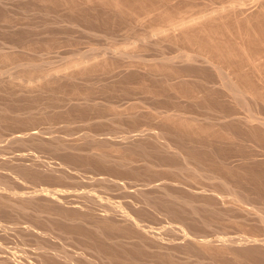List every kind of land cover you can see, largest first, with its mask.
Listing matches in <instances>:
<instances>
[{
  "label": "bare ground",
  "instance_id": "1",
  "mask_svg": "<svg viewBox=\"0 0 264 264\" xmlns=\"http://www.w3.org/2000/svg\"><path fill=\"white\" fill-rule=\"evenodd\" d=\"M44 1L45 0H43V2ZM102 1L107 2L106 0H102ZM115 1H117V0H115ZM115 1H113V2H115ZM121 1H122L121 5H123L122 3L126 2V1L127 2L132 1V4H136V3L141 4V5H138V7L137 6L135 7L134 5H133L134 6L133 7L131 5V7L133 9L128 8L127 10H129V11L127 13L129 14L128 15L129 17L132 16L130 18H133V16H134V18L136 20H137V18H140V17L141 18L147 17V19L150 20L149 24L151 25L150 27L148 25L149 29L150 28L154 29V27H152V25L155 26L154 24L156 22L154 20L156 18V20H158V19L160 20V21L158 20V22L162 21V23L163 22L165 23L164 26L163 25H162V27L160 26L161 28L159 27V25H161L162 23L161 24L159 23V25L156 26L157 28H159L157 30L159 33H161V34L163 32H168V33L169 32H172V33L176 32L177 33V31H175V30H179L180 28L185 27V28H183V33L185 34L184 30L185 31L189 30L187 23L189 22V19H190L189 17H191L192 13L190 16H189V14L188 15L186 14L188 16V17L186 16V18L184 16V19L189 18L188 22L187 21L184 22V19L180 20V21H176L175 20L176 18L175 19L172 18L171 16H173V15L175 16L174 12L178 13V11H179V13L182 14V11L186 9V11L187 12L189 11V13H190V11L192 9L194 10V9L198 8L200 10V8H201V10L200 11L198 10V11L204 12V13H200V14H202L203 17H201V16L199 17L198 15H200V14H198L196 16H198V18L201 20L206 19V21H204V22L202 21L203 23H205L204 25H206V22H208L207 21L208 18H209L208 20H210V21L216 20L217 14H221L223 11H224V14L228 12V10L226 11L227 8H229V9L232 8V9H235V11L239 10L242 12L243 7H245V5H248L252 0H180L179 3L178 2L176 3L175 0H149V1L147 0L148 2L151 1L150 3H152V4L155 3V6L150 4V3H147L146 0H143V2L141 1L142 3H139L140 0L138 2H136L137 0L136 1L135 0H129V1L128 0H125V1L121 0ZM133 1H135V3H133ZM144 1H145V4H144ZM164 1H168V3H170L169 1H175V3L178 5L179 8L182 6L184 9L181 8L183 10L182 11L179 10V8L174 7V5H176V4L171 2L174 5H172L171 3L169 5H170V7L172 5V7L175 9V11H173V9L168 7V9L169 8L170 9H169V11H168V9H166V11L169 12V14H168L169 16H170V10L173 11V13H172L173 15H171L170 18H168V17H166L167 13L165 14L163 11V13L165 15L164 16L161 12L162 10L165 9L162 7H164L165 5L166 6L168 5ZM57 2H58V0H57ZM108 2L110 4L113 3V2L111 3L110 0H108ZM68 3H69V1H68ZM85 3H87V2L85 1ZM163 3H165V4H163ZM261 3H264V2H261ZM88 4H89V2H88ZM125 4H126V6L129 7V3L128 4L124 3V6H125ZM130 4H131V2H130ZM179 4H181V6H179ZM102 5L105 6V4H102ZM106 5L109 6L108 4H106ZM54 6H53V8H56V6L55 7ZM124 6H122L120 8V5H118V7L120 9H122ZM100 8H101V5H100ZM108 8H109V10H107V11L105 10L106 11L105 17H106V15L108 17L110 16L107 13L110 11V8H112V7L111 6L107 7V8L102 7V9H101V10H103V9H108ZM113 8L111 9V11L113 10ZM116 8H117V6H115V8H114L115 11H116ZM124 9L126 10V8H123V10ZM160 9H162V10L160 11ZM68 10H69V8H68ZM193 10H192V12H193ZM115 11H113L111 15L117 14L120 12L122 13V11L117 12V13ZM186 11H183V12L185 13ZM198 11H197V13H198ZM159 12H160V14H159ZM231 12H233L232 13L233 16L236 15V13L234 14V10L233 11L231 10ZM45 13H46V11H45ZM99 13H100V11H99ZM109 13H111V12H109ZM123 13H126V12L124 11ZM178 14H176L177 20L179 18V16H177ZM183 14H182V16H180V18L183 17ZM242 14H246V12L242 13ZM91 15L92 14H90L89 16H91ZM94 15H96V14H94ZM239 15H240V13H238V16ZM81 16H82V13H81ZM124 16H127V15H124ZM124 16H122V18ZM192 16H195V15H192ZM223 16H226V14ZM260 16H262V15H260ZM85 17H83V18L84 19L89 18V17H87V18H85ZM150 17L154 18V20L150 19ZM217 17H219V15ZM228 17H230V16L227 15V18ZM198 18H196V19H198ZM202 18H204V19H202ZM220 18H221V16L219 17L218 21L219 20L221 21L222 18L221 19ZM259 18H261V17H259ZM263 18H264V14L262 16V19ZM140 19H139V21H143ZM196 19L194 20L195 23H196ZM105 20H107V19H102V21H105ZM115 20H117V19H115ZM223 20H224V22H226L225 19H222V23H223ZM252 20H254V19H252ZM80 21H81V19H80ZM109 21L110 20L108 19L107 21L101 22V23L107 24V23H109ZM132 21H133V19H132ZM144 21H145V19H144ZM239 21L240 20H238V22ZM76 22H78V21H76ZM88 22H90V21H88ZM91 22H93V21H91ZM94 22L96 23V21H94ZM150 22L153 24H151ZM211 23L213 24V21ZM211 23L208 22L209 25ZM214 23H215V21H214ZM226 23H228V20ZM113 24L117 25V24H115V22ZM156 24H158V23H156ZM189 24L191 25V23H189ZM208 24H207V26H209ZM212 24L210 26H212L213 29L215 30V27ZM218 24H220V23H218ZM230 24H232V23H230ZM239 24H237V25H239ZM72 25H73V23H72ZM114 25H112V26H114ZM118 25H119V23H118ZM120 25H122V24H120ZM186 25H187V27H186ZM190 25H189V27H190ZM192 25H194V28H196L197 25H199V24L197 22V24L195 26V24H193V22H192ZM204 25L203 26L201 25V28L204 27ZM214 25L216 26L217 23H215ZM220 25L218 26V30L219 29L220 30H226L227 29L226 32L228 35L230 34V32L233 31L232 28H234V26H235L234 25L231 27L229 25L231 27V31H230L229 26H228L229 28H226V29H225V26H223L224 29H222L223 27L221 28V26L224 24H222L221 26ZM249 25L251 26V22ZM259 25L260 24L258 23L257 26H259ZM74 26H76V27L78 26V28H79V25L74 24ZM99 26H100V24H99ZM106 26H104V27H106ZM95 27H97V26H95ZM198 27H197V29H200ZM212 27L209 28V30H207L208 27H205L206 29L202 28V31L206 30V32L209 31V33H212L211 31H214L212 29ZM236 27H235V29H236ZM244 27H245V23H244L243 27H241V28L244 29ZM73 28L74 27H72V30H73ZM192 28H193V26H192ZM192 28H191V30H192ZM241 28H239V29H241ZM249 28L250 27L246 28L245 30L249 31ZM152 29H151V31H152ZM210 29H212V30L210 31ZM235 29H234V31H235ZM108 30H109V27H108ZM154 30H153V33L155 32V34H156V30L155 31ZM260 30L262 31V27H261V29H259V32H260ZM80 31L82 32V34L83 33L87 34L86 32H88V31L84 30V28L83 29L80 28ZM89 31H91V30H89ZM180 31H182V30L180 29L179 33H180ZM251 31H253V30H250V32ZM187 32H189V31H187ZM191 32H193V34H194L193 37H192L193 34ZM199 32L200 31L197 30V32H195V33H199ZM241 32L239 31V33H241ZM92 33L93 32H91V34ZM149 33H151V32H149ZM179 33L177 34V36L179 35ZM190 33L192 34L189 37L190 39L183 37L182 35H184V34H182V33H181L182 35L178 36V37H180V39L182 36L183 40L185 38V41H183L182 39L181 40L183 41V43L186 42L187 46H188V44H190L187 42V40L188 41L193 40L191 38H194V37H195L194 39H196L198 36V34H196V36H195L194 30L190 31ZM190 33H188V35H190ZM215 33H217L216 30H215ZM220 33L224 37L225 31L223 33L221 31ZM220 33H219V35H220ZM245 33H246V31H245ZM262 33L264 34V32H262ZM68 34H70V33H68ZM89 34H90V32H89ZM161 34H159V35H161ZM201 34H202V36L200 37V35H199L198 37L202 39L204 33L201 32ZM233 34H234V32H233ZM233 34L231 33L232 36H233ZM235 34H234V36L236 37V39H238V36L240 34L239 35L236 34L238 36H236ZM95 35H97V34H95ZM170 35H171V33H170ZM170 35H169V39H170V37H172L171 40L174 42L175 39L173 40V38H175L176 34L174 33V35H171V36ZM188 35L186 37H188ZM206 35L207 34H205L204 36H206ZM210 35L211 34L208 35L209 36L208 38L206 37L207 39H205V37H204L203 41H201V39H200L201 42L199 41V43L197 44V46L199 45L198 47L200 49H202V51L205 49L207 50L209 48L210 49L209 54H208L209 49L207 50L208 51L207 53H206V50H205V53L201 52V50H198L194 53L192 52L193 54L188 53L189 51H192L191 50L192 48H190L189 47L190 45H189L188 47L190 48V50H188L187 46H185L186 44H184L183 48L185 49V47H186V50H188V52L185 50V52L183 51V53L181 52L178 55H172V56L162 54L161 56H159L157 58L153 57L154 59L152 58L151 60H149L152 64L150 62L146 63L147 59L139 57L137 54L132 53L131 51H129L127 49L126 50L120 49L117 46H108L104 49H101L102 51L95 50V52L96 51H100V52H96L94 54H91V52H90V54H87V53L83 54V53L77 52L74 54V56H72V54H71L72 57L71 56L64 57V58L61 57L62 60L61 59L60 60L62 61V63H66V65L70 63V65H68V66L69 67L70 66L75 67L76 69H78V72L79 71L83 72L86 70L89 71L88 69L92 70L91 68H94L93 67L94 65L93 64L91 65V63H97V64L98 63L100 64V62H102L103 64H105V63L106 64H108V63H115L116 64L117 63V66H118V63H124L125 64L124 60H126V59L132 60L133 58H141L143 61L142 64L146 63L147 65L148 64L154 65V63H156V64H159V66L160 65L164 66L165 69L170 68V69H172V73L170 72V70L168 72L166 70V72H165L161 66L160 67L157 66L160 73L163 74L162 77L164 78V82L166 84L169 85L170 83L173 84L175 82L180 83V84L182 83V85L185 84L184 85L185 87H182V88L178 84H173V85H175V87L178 85L180 88L179 89L177 87L179 89V90L177 89V91H176L177 94H179L178 91H180V90L184 91L185 89H183V88L187 89L192 85L191 88H189L192 90V93L191 92L189 93L186 90V92L189 93L186 95V93L184 94L182 92L184 94V97L187 98V101L188 100L194 101V99L197 97H198V99L197 100L195 99V101H198L201 98L203 99V97H204L203 95L211 93L213 95H216V97H217L216 102L219 104L220 107L216 108L217 107L216 105L212 106L211 104H209L210 102L207 103V101H206V103L208 104L207 106L211 105L212 108H214V106H216L215 107L216 109L214 108V112H212V109H210L209 108L210 106H209V107H207V110H209L211 112H208L205 108L204 109V110H206V111H204L205 114H202L203 111H201L202 112L201 114H198L200 112L197 113L196 111H194V112L191 111V109L189 111L185 108H182L183 104L181 105V108H178L177 106L180 107L179 103H175V105L172 104V108H170L171 106L168 107L169 104L167 105V102H166V104L164 103L165 106L164 105L159 106L158 104H161V103H158V102H160V101L157 102L158 104L154 101L153 103H156L158 106L147 107V106H144L146 104L140 103V102H142L141 100H139L140 104H138L136 101L135 102L137 104L135 102H134L135 103L134 104L133 101L138 100V99L133 100V98L131 96L130 97L132 98L133 101L130 100L131 98H128L130 100V102H129L128 99L126 98L127 95H126V97H124V101H126V102L128 101L129 104L132 102V104L135 105V108L134 109L132 108L134 111H135V109L138 108V110H139V108H140V115L139 116H141V113L143 114L144 107H145V109L147 107L148 108V109H146L147 112L145 111L146 114L145 113L144 114L146 116H147V113H149L148 114L149 116L151 114V116L154 119L153 120L151 117L153 122L156 119L161 120L162 118H164V123L161 122L162 120L160 122L158 121V123H161L163 125H170L171 127H173V125H176V128H177V125H179V127L181 126V128L184 126V127H187L186 129H188V128L193 129L194 132H195V129L198 131L204 129L205 131L207 130L208 133H210L209 130H211V129L213 130L214 128H217L218 130H215L212 139H210V136L207 137V132H206L205 138L207 140L205 138H203V140L204 141L206 140V142H207L208 138H209L212 141L211 142L209 141L208 142L209 144L202 143L201 147H198L196 145V142H195L197 135L195 136L193 133H192V136H195V137H193L195 140H193L190 137H188V138H190L188 140L185 139L186 141L182 138L178 140L179 137H176L177 142H174L171 139L172 134H169L170 130L168 133H166V131L163 128L161 129L159 127L161 130H158V132L152 133L151 126H150L151 132H149L150 130H148V128H146V130H148L147 134H140V135L136 134L137 135L136 137L133 135L134 137L133 136H125L123 139L121 138L122 140H119V142H121V144H123V145H121L119 143L120 144L119 149L117 148V146L119 144L118 145L113 144L114 142L117 143L118 140L115 139V141H113L114 138H108L107 137L106 139H104V137H102V139L106 140L107 143L109 141V144H107L103 140L105 142V144H107L106 146H108L109 148H107V147L104 148V146H105L104 144L101 147H103L107 151L111 147H112V149H110V150H112V151L117 148L118 154L115 153V155L110 151L99 152V150L101 151L102 148L96 151L95 149H96L97 145L95 146V144L92 145L93 147H91V148L87 147V149H85L86 147L85 148H78V147H72V146H66V145L63 146V145H61V143H62L61 142V143H59L58 146H60V147L62 146L61 150L62 151L64 150L65 154H67L66 152H68V154L70 153L69 156L72 155V157H68V158L64 157V161H63L64 163L62 162V164H60V165L58 164L57 166L55 163L56 167L53 165V162H52V165H50L49 161H47L48 164L46 163L47 164L46 165L45 164L46 161L45 162H44V160L39 161L38 159H35L33 157L32 158L35 159V161L33 160L34 162H37V160L41 163L44 162L41 165L42 167H38L35 164H23V165H21V163L19 164V162H17L18 163L17 167H15L16 166L15 165L14 166L15 168H13V166H12V170L7 169L8 174L6 173L5 176H2V174H0V232L3 233L4 235L5 234L11 235L12 233L16 234V231L18 232V230H16V229H17V227H19L20 223H17V222L14 223L15 219H14V221H9V219L7 221H5V219L7 217L4 218L8 214H9L8 216H11L10 214H12V215H15L18 217L19 222L22 221V225L24 224V227L23 226L22 227L25 230L30 228L29 232L31 230H33L34 228H35L34 230H36V228H38L37 223H39V222L46 224V227L47 226L49 227V229L46 228V230H45L46 233L44 230H42V231L36 230L35 231L36 234H38L40 232V234L42 236L44 235L47 237H52L53 240L55 239V240H57V242L50 241L51 239L49 238L50 240H48L47 237H45V239L47 238L46 241H44V240L42 241L41 239H44V237L41 238V236L38 234V236H40V241L39 240H37V242L34 241L37 243V245L34 243V245L36 247L34 246L35 248H32V249H34L32 251L35 252V255L33 254L34 257H32L33 252L31 251V249L28 248L31 251V252H29L30 253V255H29V253H28L29 250L27 251V249H26L27 248L26 243L23 242V244H21V243H20V245L18 244V246L20 248H15V246H14V248H11L10 246L7 247L3 243V240L1 238L2 241L0 240V264H264V196H261V195H264V193H263V191H262V193H260L257 190L258 189L257 185L263 186L261 182L264 181V179L262 178V176H260L261 177L260 180L255 178L254 177L255 172H253V175H254L253 177L248 175L249 173L247 174L245 172V170L249 167H252V168H249L252 170L253 167L258 166V165H256L259 163L258 158H260V157L264 158V116L262 115L263 112H261V110H260L261 108L264 107V75H263L264 72L262 73V71H264L262 68H264V67H262L260 64V63L264 62L263 61L264 60V56H263L264 53L261 52L264 49V48H262L263 47L262 45L264 44V38H262V37H264V36L261 35L262 36L261 37L259 35L260 38L263 39V41L261 40L263 44L260 43L261 42L260 39L259 40L257 39L256 46L254 45V47H252V48L256 47L259 50L254 49V51H256V53H253L252 52L253 50L251 52H249V50H251L250 49L251 46H249L250 48L248 47L249 50L246 48V50H247L246 51V50H244L245 48L243 49L242 46H239L240 43H238L239 47L237 45H234V46H237L235 48V47H233V44L229 45V42L227 41V39L225 42H227L228 44H225V42H224L225 37L222 38L221 36L219 37L218 34H216V36H215V34H212L211 37H213V35H214L216 38L219 37L220 39L222 38L221 40L224 39L222 41L223 43L219 39L220 43L217 44L219 42L218 39L215 38L217 42L216 41L214 42L215 39L210 38ZM228 35H225V36L228 38L229 37ZM147 37H149V39H150L151 35L150 36H138V38L135 41H133L131 43V45L138 44V42H140V44H142L141 43L142 41L146 42V39H148ZM163 37H165V35ZM178 37H177V39H178ZM233 37H230V38L234 39ZM241 38H243V36ZM55 39H56L55 40L56 42H58L57 40H59V42H61V40L63 38L58 39V37L56 36ZM232 39H228V40H230V44L234 43L236 41V39H235L234 42H231V41H233ZM15 40H17V39H15ZM179 40H176L175 42L177 43V41H179ZM197 40H199V39H196V41ZM20 41H21V39H20ZM64 41H65V39L63 40V43H64ZM74 41H76V40H73V43H74ZM163 41H164V39H163ZM194 41L193 42L189 41V42H191V44L198 42V41L197 42H194ZM253 41L255 42V40H253ZM258 41H260V42H258ZM52 42L53 41H51L50 43H52ZM59 42H58V44H60ZM77 42H79V41H77ZM164 42H166V39ZM237 42L238 41H236L235 44H237ZM41 43L43 44L45 42L42 41ZM53 43L56 44L55 42H53ZM63 43L61 42V44H63ZM70 43H71V41H70ZM171 43H169V44H171ZM183 43H179V45L177 43L178 46H176V47H181L183 45ZM247 43H249V42H247ZM250 43H249V45H250ZM259 43L261 44L260 47L262 49L260 47H258L259 45L257 46V44H259ZM8 44H10V43L8 42ZM47 44H45V45H47ZM65 44H66V42H65ZM180 44H182V45L180 46ZM252 44H255V43H252ZM6 45H7V43H6ZM20 45H22V44H20V42H17V43L14 42L13 44L11 42V44L8 48L13 50V51H16L18 48H20ZM200 45H201V47H200ZM244 45H243V47H245ZM42 46H44V44ZM51 46L52 45H49L50 49H51ZM68 46H69V44H68ZM152 46H155V45H152ZM197 46H195V48ZM4 48H7V47L4 46V47L0 48V58L2 56H4L3 62H4V59H6V60L8 59V54L4 51L5 50ZM44 48H45V46H44ZM140 48H141V46H140ZM50 49L48 47H46L45 48L46 52L45 51H42L43 53L40 52V54H39L40 58L38 57L39 61H40V62L38 61L39 63H54V60L52 62V58H51L53 56L48 57V55L49 54L51 55V53H53L57 50L51 51ZM54 49H56V48L54 47ZM257 50L260 51L261 53H259ZM17 53H19V52H17ZM137 53H138V51H137ZM249 53H251V54H249ZM13 54L15 56V53H13ZM139 55H141V54H139ZM55 59H58V58L56 57ZM63 60H64V62H63ZM33 61L28 62V63H38V62H35L37 60H33ZM23 65H24V67L28 68L27 64H26V66H25V64H23ZM23 65H21V66L23 67ZM111 65L112 64H110V66ZM120 65H119V68L121 67ZM31 66L34 69L35 66L33 67V65L30 64V67ZM68 66H65V69ZM103 66H105V65H103ZM226 66H227V68L230 67L229 69H231V73L234 76L232 74H230L229 70L226 68L228 70V73H227V70H225V68H224ZM151 67L153 68V66H151ZM154 67L156 68V66H154ZM35 68H37V67H35ZM112 68L116 69V68H114V66ZM123 68H125V67H123ZM155 68H154V71H153V69L150 68L153 71V73H155ZM160 68H162L165 73L161 72L162 69H160ZM260 68L262 69V71ZM17 69H18V67H17ZM37 69H39V68H37ZM76 69H75V71H76ZM111 69L107 68L109 73H110L109 70H111ZM204 69L208 70L205 73H210V71H212V73H214V77H210L209 75H211V74L208 75L210 78L206 77V76L204 77L201 73L202 70H204ZM42 70L43 69H41L40 71H42ZM62 70L63 69H61V71ZM158 70H157V74L159 72ZM206 70H204V71H206ZM4 71L0 70V83H2L1 82L2 80L6 81V79H8L7 81H9V83L10 82L16 83L18 81L19 84H23V87L26 85L25 87L30 88L31 87L30 85H32L34 82H36V86H34L35 84H33L32 87L33 88L35 87L34 89H36L38 91L41 89L40 87L42 84H40L38 86L37 81L39 84V82L41 83L42 81L43 82L46 81L44 79H46L47 77L52 76L51 70H50V72H47V73L42 74L40 76L36 75V77H33V78L31 77V76H33L32 74H31V76L29 74L28 77H24L21 74H20L21 76H17L18 74L16 75L12 72H9L6 70H4ZM44 71L46 72V70H43L42 72L44 73ZM55 71H56V69H55ZM69 71H72V70H69ZM75 71H73V72H75ZM113 71L115 72L114 76L116 78L111 76V75L110 76L107 75L108 78L113 77V78L117 79L118 77L121 78L124 74H125V77H127L126 73L128 71L130 73L132 70L130 71L126 67V69L120 70L118 72H117V70H112L111 72H113ZM146 71H147L146 73H149L148 70H146ZM7 72L9 74H7ZM82 72H80L79 74H81ZM140 72L142 73V71H140ZM24 73H26V72H24ZM103 73L106 74L105 70L103 71ZM167 73H169V74H167ZM59 74H60V72L58 73V75ZM61 74L60 75L64 79H67L68 81H70L72 79V77L70 76V74L73 75L72 72L70 73V72H67V70H66L64 72V74L62 72H61ZM82 75H83V73L81 74V76ZM136 75H137V73H136ZM86 76H88V75H86ZM158 76L161 77L159 74H158ZM249 76L251 78L250 80L248 78ZM252 76L255 78L254 80H252L253 79ZM105 77H106V75H105ZM152 77L154 78L155 76H151V78ZM162 77H161V79H162ZM246 77L248 80H246ZM84 78H85V76H84ZM120 78H118V80ZM50 79H48V80L50 81ZM64 79H62V80L64 81ZM146 79H148V77ZM156 79H157V77H156ZM256 79L261 81V83L259 84V82H258V84H256V82H257V81L255 82ZM80 80L81 79H79V81ZM160 81L161 80H159V84H161ZM119 82H120V80H119ZM44 83L46 84V82H44ZM117 83L118 82L116 81V84ZM112 84H113V82H112ZM162 84H161V86H162ZM186 84L187 85L190 84V86L186 87ZM16 85L17 84H15V86ZM109 85H110V83H109ZM193 85H195L197 87V88L194 87L195 89H198L197 92H196V90H194V88L192 89ZM68 86H70V85H68ZM163 86H164V84H163ZM149 88L150 87H148V89ZM156 88H158V86ZM165 88L168 89L170 87H165ZM165 88L163 90L164 92L158 91L159 92L158 93L156 91L157 94H159V96L161 94L163 96H165L163 94L166 92ZM59 89H60V87H59ZM99 89H101V87ZM159 89L161 91V89H163V87L159 86ZM172 89H173L172 91L170 89H168V90H170L171 93L175 92L176 89H174V87ZM44 90L45 89H43V91ZM145 90H146V88H145ZM168 90H167V92H168ZM193 90H194V92H193ZM24 91H26V90H24ZM71 91H73V89ZM74 91H77V90H74ZM110 91H112V90H110ZM170 92H169V94L171 95ZM104 93H105V91L103 92V94ZM13 94H15V93H13ZM177 94H176V96H179ZM98 95H99V93H98ZM107 95L108 94H106L105 96H107ZM167 95H168V93H167ZM167 95H166V97H167ZM153 96H155V95H153ZM210 96L207 95V97H209V98H210ZM155 97H156V100L159 99V98L157 99L158 95H156ZM170 97H169V99H170ZM213 97H211V99ZM74 98H76V97H73V100L76 101L77 98L76 99H74ZM176 98H177V100H176ZM176 98L173 99L172 101H174V102L178 101L179 98L178 97H176ZM166 99L164 98L165 101H167ZM180 99H179V101H180ZM202 99L199 100V102L200 101L202 102L203 101ZM205 99H207V98L204 97L203 104L205 102ZM66 100H67L66 102H68L70 99H66ZM89 100H87V99H85V101L82 100L81 104H79L78 101L77 102L73 101L75 103L72 106L73 110H76V112H77L78 109H76V108H80V107L84 108L85 106H87L89 109L90 108H96L94 105L92 106V104H94L93 101H91L92 103L89 104V102H90ZM110 100H112V99H110ZM183 100H185V99H183ZM183 100H181V101L183 102ZM214 100H216V99L214 98ZM214 100L212 99V101H214ZM70 101H72V100H70ZM83 101H84V103H83ZM112 101H114V100H112ZM115 101L113 104L110 103L111 101H109V103H110L109 109L110 110H111V108H115V111H117L116 108H120V107H123L124 105L128 104V102L124 103L123 99H120L119 101H117V99H116ZM191 101H188V102H191ZM195 101H194V103L196 105L198 102L196 103ZM63 102H65V101H63ZM161 102H163V101H161ZM169 102L171 103V99L169 100ZM201 102H200V104H201ZM105 103H107V102H105ZM105 103H104V105H105ZM206 103L204 105H206ZM132 104H130V106ZM177 104H179V105H177ZM214 104H216V103H214ZM66 105H68V104L65 103V105H63V107ZM70 105H71V103L69 104V106ZM166 105H167V107H166ZM198 105L199 104H197L196 106L198 107ZM99 106H101V105L99 104ZM173 106H176L177 108L173 107ZM199 106H201V105H199ZM7 107L1 108V106H0V116L2 117V118L0 117V120H3L8 115V112L11 111V108H9V110H10L9 111ZM103 107H105L104 109H106V106H103ZM141 107H143V112H141V110H142ZM183 107H185V105H183ZM203 107H206V106H202L201 108L203 109ZM46 108L47 107H45V108L43 107V110ZM186 108H188V107H186ZM39 109H41V108L39 107ZM66 109L67 108H65V110ZM85 109L87 110V108H85ZM85 109H83V110H85ZM126 109H128V108H126ZM130 109H131V107H130ZM30 110H31V108L29 109V111ZM33 110H35V109H33ZM138 110H136L135 112L138 113ZM262 110L264 111V109H262ZM15 111H17V110H15ZM95 111H97V110H95ZM83 112L86 113L87 111H83ZM124 112H126L128 114L127 111H123V113ZM133 112L132 113L129 112V114H131V116L133 115L134 117H136L138 114L134 115L135 112L134 113ZM21 113H20V116H21ZM29 113H31V112H29ZM45 113H46V110H45ZM72 114H73V111H72ZM12 115L13 114L11 111V114L9 116H12ZM17 115H19V114H17ZM23 115H25V112L23 113ZM65 115H66V113H65ZM88 115H89V113H88ZM133 116H132V118H133ZM144 116H143V118H144ZM149 116H148V118H149ZM32 117H33V115H32ZM54 117H55V115H54ZM126 117H128V115L123 114V118L126 119ZM130 117L127 118L128 121H129ZM154 117H156V119ZM160 117H162V118H160ZM6 118H8V116ZM23 118H24V116H23ZM139 118L140 117H138V118L136 117L135 119H137V121L139 120V124H140L144 120L141 119V121H140ZM148 118H146V119L148 120ZM165 119L167 121L166 123H165ZM10 120H11V118H10ZM49 120H51V119H49ZM12 121H13V119H12ZM18 121H19V117H18V120L16 121V123ZM27 121H26L27 123H30L32 120L31 121L27 120ZM134 121L136 122V120H134ZM151 121H149V122H151ZM3 122H4V120H3ZM3 122L0 121V123H3ZM20 122H21V120H20ZM22 122H23V120H22ZM67 122H69V121H67ZM153 122H151V123L154 124ZM31 123H33V122H31ZM145 123L143 122L142 125L144 126ZM148 123H146V124H148ZM20 124H23V123H20ZM132 125L135 126V123L134 124L132 123ZM142 125L140 124L141 127H143ZM155 126H156V124H155ZM158 126H161V125L158 124ZM170 126H168L169 127L168 129H170ZM137 127H139V126H137ZM156 127H155V129H157ZM179 127L177 129H179ZM165 128H167V127H165ZM184 129L185 128H183V130ZM188 130H186V131L188 132ZM204 130H202V132ZM237 130H239L240 133L236 132ZM155 131H157V130H155ZM191 131H189L188 134H191ZM135 132L136 133L140 132V130L139 131L135 130ZM178 132H180V131H178ZM173 133H174V131H173ZM203 133L205 134V132H203ZM203 133H202V135L204 136ZM173 135H174L173 136V139H174L175 134H173ZM180 135L181 134L179 133L178 136H180ZM25 136H21V138L25 137ZM100 136H101L100 134L98 136L96 134V136H95V133H94L93 135L92 134L88 135V137H89L88 139H91V140H93L91 142H93V143L97 142L96 144H98V141H99L98 139L100 138L101 142L104 143ZM104 136H107V135H104ZM181 136H183V138H185L184 134H182ZM186 136H188V135L186 134ZM112 137H114V136H112ZM17 139H18V137H17ZM17 139H15L16 142H18ZM22 139H20V141ZM24 140H26V138H24ZM38 140H40V139H38ZM52 140H51V143L56 142V144H55L56 146H57V143L60 141L58 138H53ZM56 140H58V141H56ZM111 140H112V143H110ZM227 140H228V143L230 144V146H233L235 148L234 150L230 149L229 152H222L223 154H221V152L220 153H217L216 151L214 152L213 149H214L215 144L219 145L220 143H226ZM34 141H33V144L36 142V141L35 142ZM42 141H44V140L42 139ZM26 142L29 143L27 140H26ZM39 142L40 141H38V144L42 145V143H43V145H44L46 141H44L42 143L41 142L39 143ZM101 142H99V143L101 144ZM198 142L200 143V141H198ZM31 143H32V141H31ZM213 143H214V145H213ZM24 144H26V143H24ZM38 144L35 143L34 145L37 146ZM52 144L47 145V143H46L47 146H51ZM205 144H207V145H205ZM27 145H29V144H27ZM43 145H42V147H43ZM58 146H57V148H58ZM98 146L100 148V145H98ZM39 147H40V145H39ZM218 147H221V146H218ZM227 147H228V144H227ZM202 148H203V150H202ZM221 150H223V149H221ZM56 152H57V150H56ZM83 152L86 153L85 157H82V156H84ZM206 152H208V153L211 152L212 156L210 155V158H208L209 155L207 156L208 153H206ZM77 156L78 157L81 156L82 158L81 157L78 158ZM133 156H135V158H133ZM39 157H40V155H39ZM262 161L264 162V159ZM24 163H27V161ZM71 163H75L76 166L73 164L75 167H77L78 163L79 164L82 163V165L84 167H87V168L89 167L90 170L92 169L93 171H96V172H103L104 170H105L104 172H107L109 170L110 173H108L109 172L108 171L106 174V175H110L109 177H105L106 175L103 176L100 173V175L105 177L103 179L104 181L102 184H104V182L106 180L109 181L108 179H110V177L112 176L111 174H113V176L115 177V175L118 176L119 173L122 174V171H119V170L128 171L129 173L126 172L128 174L126 178H128V179H125V180L126 181L129 180V182L121 181L122 182L121 185H119V184L118 185L120 188H122V189L124 188V189L128 190L127 193L131 194V195L129 196V195L125 194V195H127V201H125L126 198L123 197L125 199L124 200L125 202H123V200H121V201L113 200L109 196H107L108 195L107 193H105L109 190L108 187L106 186V183H105V186L108 189V190H106V188L103 187V190H104V188L106 190V191H103V193H105V194H103L102 191H101V193H102L101 194L100 192H98V190H95L94 187L93 188L91 187V189H87V190L85 189V191L80 192V193L78 192V193L74 194L75 193L74 192L72 195L73 196L77 195V196L76 197L74 196L73 199L69 198L70 200H68V197H65L66 195H63L64 191H61V190H57V189L52 190L53 188L52 189H50V188L36 189L35 188L34 190H36V191L33 190V192L32 191L31 192H28V191L27 192H19L17 190V187H15V185H14V183H15L17 185L20 184V186L21 185L25 186V184H24L25 182L23 181V184H22L20 182L21 180H25L27 183H30V184L32 183V181H35V182H36V180L42 181V179L46 178V175L48 176L51 174L53 176V174L54 175H56V173L60 174V172H62L63 170L66 171V169H68V168L71 169L72 167L70 168L69 166L67 168V165H69V164H70V166H73V165H71ZM12 164H14V163H12ZM43 164H45L46 166H44ZM8 165H9V163H8ZM8 165H6V168ZM19 165H21V166H19ZM82 165H79V167H82ZM35 167H37V168H35ZM263 167H264V163H263ZM9 168H10V166H9ZM4 169H5V167H4ZM106 169H107V171H106ZM4 171H6V170H4ZM125 171H123V173ZM258 171H259V169H258ZM46 173H49V174H46ZM148 173H151L154 175V177L155 176L156 177L155 178L152 177V179L151 178H145L147 176L148 177L152 176L151 174H148ZM44 174H46V175H44ZM143 174L144 175L147 174V176L146 175L144 176ZM48 178L49 177H47L46 179H48ZM65 178L66 177H64V179ZM118 178H120V176ZM118 178H117V180H118ZM124 178L125 177H123V179ZM50 179H51V177H50ZM50 179L48 181H51V182L55 181V180L52 181ZM99 180H101V178ZM99 180H98V182H99ZM245 180L250 181L249 183H247V181H246L247 184H249L250 186L252 184L254 187L257 188V189L256 188H254V189H256V191L260 193V194L257 193L259 195V197H257V195H255V197H257V198H254V197L250 196L248 193L247 194L245 193V191L247 190V189H244L245 187H243ZM59 181L60 180H58V182ZM41 183H39V184H41ZM109 184H111V181ZM109 184H108V186H109ZM241 184H242V186H241ZM249 185H247V186L249 187ZM244 186H246V185H244ZM60 189H62V188H60ZM251 190L253 191V189H251ZM68 191L67 192L65 191V193L67 195L69 193ZM73 191H76V190H73ZM248 191H249V189H248ZM256 191H255V193H254V191L251 193L256 194ZM4 192H7L6 194H8V195H6V194L4 195L3 194ZM40 194H42V195L44 194V197L48 196L50 198L49 199L50 203L49 204L47 203V205L46 204L44 205L41 201H36L35 200L37 198L36 196L40 195ZM41 197L39 198V200L41 199ZM121 198H119V199H121ZM115 199H117V198H115ZM40 202H41V204H40ZM41 205L42 206L44 205L46 207H42ZM22 215L23 216H29L27 218L28 222H25V221L20 219V218H22ZM145 216H146V218H147V216L148 217L149 216L150 217L155 216V218H156V216H159L158 218H160V217L162 218V221H163L162 223H164V225L161 224L162 226L157 227V228L150 227V226L146 225L148 218L145 219ZM215 219L218 220V221L216 220V222H218V225H219V222L228 223L227 226L231 225L230 228L232 227V228L236 229L235 232H232V231L229 232L228 230L225 231L226 230V224H225V228L223 227L225 229L224 231L218 232L220 230V228L221 229H223V228L217 226L219 228V229H217V232H215V230H212L211 232L205 233V232H207V231H205L206 229H210L213 226L212 223L214 222L213 220H215ZM24 220H25V218H24ZM158 220H160V219L156 218V221H158ZM16 221H17V218H16ZM153 221H155V220H153ZM200 225H202L203 227ZM222 225H224V224H222ZM41 227H43V226H41ZM204 227H208V228H204ZM200 228H202V230L204 228L205 232H203ZM43 229H45V227H43ZM227 229H228V227H227ZM43 231H44V233H43ZM26 232L28 233V231H26ZM32 232H34V231H32ZM262 232H263V234H262ZM9 235H7V236L11 237ZM0 236H2V235H0ZM15 236L20 237V234H18V235L16 234ZM15 236H13V238ZM34 236H35V234H34ZM20 238H21V241L25 240L24 236L20 237ZM20 238H18V239H20ZM26 238H28V237H26ZM15 239H16V237H15ZM67 239H68V241H69V239L71 240V241H69L70 245H71V243H73V245H74L75 242L81 241V240L82 241L84 240V242L86 244H82L84 242L81 241L80 243H78V242L76 243V244H78L77 246L75 245L76 247L73 245L70 247V245L67 246V243L63 242L64 240H67ZM32 240H35V238ZM73 240H75V241H73ZM15 241L18 242V240H15ZM47 241H49L51 243L53 242V244H49ZM9 243H11V242L9 241ZM196 248H198V249H196ZM6 251H8L9 253H7ZM3 253L6 255V257H2V256H4ZM1 254H2V256H1Z\"/></svg>",
  "mask_w": 264,
  "mask_h": 264
},
{
  "label": "rangeland",
  "instance_id": "2",
  "mask_svg": "<svg viewBox=\"0 0 264 264\" xmlns=\"http://www.w3.org/2000/svg\"><path fill=\"white\" fill-rule=\"evenodd\" d=\"M68 1H69V3H68ZM85 1L87 2V3H85ZM107 2H103L102 0H58V2H57V0H45L44 2H43V0H0V48H2V47H7V48H4L5 50V52L8 54V59L6 60V59H4V62H3V57L4 56H2L0 59V70H6V71H9V72H12V73H14V74H18L17 76H24V77H28L29 76V74H30V76H31V74L33 75V76H31L32 78L33 77H36V75L37 76H40V75H42V74H45V73H47V72H50V70H51V72H52V76L51 77H47L46 79H44V80H46V81H44V82H46V84L42 81L41 83L39 82V84H38V81H37V85L39 86L40 84H42L41 85V89L38 91V90H36V89H34L32 86H33V84H35L34 86H36V82H34L32 85H30L31 87L29 88V87H23V84H19L18 83V81L15 83V82H10L9 83V81H7L8 79H6V81H1L2 83H0V106H1V108H3V107H7L8 108V110H9V108H11V111H12V116H9L10 114H11V111L10 112H8V118H4L3 120H4V122H3V120H0V121H2L3 123H0V174H2V176H5L6 175V173L8 174V170L9 169H11L12 170V166H13V168H15V167H17L18 166V163L17 162H19V164L21 163V165H23V164H35L36 166H38V167H42L41 165H42V163H44L45 161V164L47 163V161H49V164L50 165H52V162H53V165L55 166V163H56V166L59 164H62V162L64 161V157L65 158H68V157H72V155L71 156H69L70 155V153L68 154V152H66L67 154H65V151L63 150H61V148H62V146L60 147V146H58L59 145V143H61V145H66V146H72V147H78V148H85V149H87V147L89 148H91V147H93L92 145H94L95 144V146L97 145H100V148H99V146L97 147L96 146V151L97 150H99V149H101V151L99 150V152H104V151H106V152H108V151H110V152H112L114 155H115V153H117L118 152V149H119V146H120V144H121V142H119V140H122L125 136H137V135H140V134H147L148 133V130H150V126H151V130H152V133L153 132H158V130H161L162 128L166 131V133H168L169 132V130H170V132L173 130L174 131V133H173V131L170 133L169 132V134H172L171 136H172V141H174V142H177L176 141V137H179L178 138V140L179 139H190V138H192L193 140H195L193 137H195L196 135V140H195V142H196V145L198 146V147H201V145H202V143H207V144H209L208 142L210 141H212V140H210V139H212V137H213V135H214V132H215V130H218L217 128H214L213 130L211 129V130H209L210 131V133H208L207 132V130L205 131L204 129H202V130H204L203 132H205V134L202 132V130H196L195 128V132L193 131V129H186L187 127H182L181 128V126L179 127V125H177V128L179 127V129H177L176 128V125H173V127H171L170 125H163V124H161V123H158V121L160 122L161 120V122L162 123H164V118H162V117H160V118H162L161 120L160 119H156V117H154L156 120L153 122V117L151 116V114H150V116L148 115L149 113H147V116L145 115L146 114V112H147V110L146 109H148L147 107H149V106H160V105H164L165 106V104H166V102H167V105H168V107H170V108H172V104H174L175 105V103H179L180 104V107L179 106H177L178 108H181V105L183 104V105H185V107H183V105H182V108H185V109H187V110H189L190 111V109H191V111H196L197 113L198 112H200V113H198V114H201L202 112L201 111H203V113L202 114H205V112L204 111H206L207 110V107H209L210 109H212V112H214V108L216 107V108H219L220 106H219V104L216 102L217 101V97H216V95H213V94H211V93H208V94H206V95H203L205 98H207V99H205V102H204V104L206 103V101H207V103L208 102H210L209 104H211L212 106L213 105H216V106H214V108H212V106L211 105H209V106H207L208 104L206 103V105H204L203 104V101H204V97H203V101L201 102V104H200V102H199V100H201V99H199L198 101H195V99L197 100L198 99V97L197 98H195L194 99V101L197 103V104H199V105H201V106H199L198 105V107L195 105V103H194V101L192 102L191 100H188V101H191V102H188L187 101V98H185L184 97V94L186 93V95L187 94H189L190 92L192 93V90L191 89H189V88H191V86H190V84L189 85H187L186 84V87H188V86H190L189 88H183V89H185L184 91H178V93L179 94H177L176 93V91H177V89L179 88V86L182 88V87H185L184 85L185 84H183L182 85V83L180 84V83H173V84H178L176 87H175V85H173L172 83H170L169 85L168 84H166L165 82H164V78L162 77V75L163 74H161L160 73V71L158 70V67H160L159 66V64H156V63H154V65H150V64H146V63H149L150 61L149 60H151L153 57H159V56H161L162 54H165V55H178V54H180L181 52L183 53V51L185 52V50H186V47H185V49L183 48L184 47V44H186L185 46H187V43L185 42V43H183V41H185V38H187V39H190L189 37L193 34V32H191L190 33V31H192V30H194V33L195 32H197V30L198 31H200L199 33H195V36H196V34H198V36L200 35V37L202 36V34H201V32H203L204 33V35L205 34H207L206 36H204L203 35V37H202V39L201 38H199L198 36H197V38L196 39H199V40H197L196 41V39H194V38H191V39H193V40H189V41H191V42H193L194 40V42H197V43H194V44H191V42H189L187 39V42L188 43H190V44H188V46L190 47V48H192L191 50L192 51H189L188 52V50H190V48L187 46V48H188V50H186L188 53H194V52H196V51H198V50H201V52H204L205 53V50H203L202 51V49H200L198 46H197V44L199 43V41H200V39H201V41H203V38L205 37V39H207L209 36V34H211L210 35V38H216L215 36H216V34H218V36L220 37H222V38H224L225 37V40H224V42L226 41V39H227V41L229 42V45H232L233 44V47H237L239 44L238 43H240V45L239 46H242V48L244 49V50H246V48L248 49V47L249 46H251V50H249V52H251L252 50V52L253 53H256V51H254V49H258V48H252V47H254V45L256 46V42H257V39L259 40L260 39V41L262 40L263 41V39L262 38H264V37H262V36H264V34L262 33V32H264L263 30H264V18L262 19V16H263V12H264V3H261V2H264V0H252L248 5H245V7H243V11L241 12V11H239V10H236L235 11V9H232V8H230L232 11L234 10V14L236 13V15H232V13L233 12H231V10L229 9V8H227L226 9V11L228 10V12L227 13H225L226 14V16H223V15H225L224 14V11L221 13V14H217L216 15V20H208L207 19V21L209 22V23H211L212 21H213V26L215 27V30H216V32L217 33H215V30L213 29V27L212 26H210L209 24H208V22H206V25H204L205 23H203L204 21H206V19H204V18H202V19H204V20H201V19H199L198 18V16L200 17H203L202 16V14H200V13H204V12H199L200 10H201V8H200V10L197 8V9H192L193 10V12H192V10L190 11V13H189V11L187 12L186 11V9L185 10H183L184 8L181 6V4H179V6H181L180 8L178 7V5L176 4L177 2L179 3L180 2V0H175L176 1V3H175V1H169L170 3L172 2V3H175L176 5H174V4H172V5H174V7H177V8H179V10H183V11H186L185 13L182 11V14H183V17H181L180 18V16H182V14H180L179 13V11H178V13L177 12H174V14H175V16L172 14L173 13V11H175V9L172 7V5H171V7H170V3H168V1H164L165 3H167L168 5L165 7H162V8H165L164 10H162V9H160V11L162 12V14L164 15V13L166 14L167 13V16L166 17H168V18H170V16L171 15H173V16H171L172 18H176L175 20L176 21H180V20H183L184 19V16H185V18H186V16L189 14V16L191 15V13H192V15H195V16H192L191 15V17H189L188 19H189V22H188V19H184V22L185 21H187L188 23V28H189V30H187V31H189V32H187V31H185L184 30V32H185V34L183 33V28H185V27H183V28H180L182 31H180V33H179V30H175V31H177V33L176 32H174L176 35H175V38H173V40H174V42L176 41V40H179L180 39V37H178V36H180V35H182V34H184V35H182L183 37H185L184 38V40L182 39L183 37L181 36V39L183 40H179V41H177V43H178V45H179V43H183V45L182 44H180V46L181 47H176V46H178L177 45V43L175 42H173L171 39H172V37H170V39H169V35H170V33H171V35H174V33H172V32H163L162 34L161 33H159L157 30L159 29V28H157L156 26L157 25H159V23L161 24L162 23V21L161 22H158V20H156V18H155V20H154V18H151L150 17V19H153L156 23H158V24H154L155 26H153L152 25V27H154V29L156 30V34H155V32L153 33V30L154 29H152V28H150L149 29V27L151 26L150 24H149V21L150 20H148L147 19V17H145V18H137V20L134 18V16H133V18H130V17H132V16H128L129 14L127 13L129 10H127L128 8H132L131 7V5L133 6H137L138 7V5H141V4H132V1H130L131 2V4H130V2H123L122 4L123 5H121V0H117V1H115V0H110L111 1V3L113 2V1H115V2H113L112 4H110L109 2H108V0H106ZM123 1H125V0H123ZM129 1V0H128ZM136 1V0H135ZM135 1H133V3H135ZM139 0H137L136 2H138ZM143 2V0H140V2L139 3H142ZM149 1V0H148ZM147 0H146V2L147 3H150V2H148ZM61 2V3H60ZM71 2V3H70ZM74 2V3H73ZM80 2V3H79ZM88 2H89V4H88ZM118 2V3H117ZM120 2V3H119ZM60 3V4H59ZM64 3V4H63ZM116 3V4H115ZM124 3H129V7L128 6H126V4H125V6H124ZM165 3H163V4H165ZM53 4V5H52ZM70 4V5H69ZM75 4V5H74ZM86 4V5H85ZM102 4H105V6H103ZM106 4H108L109 6H107ZM144 4H145V1H144ZM150 4H152V3H150ZM56 6V8H53V6ZM61 5V6H60ZM85 5V6H84ZM100 5H101V8H100ZM113 5V6H112ZM118 5H120V8L122 7V6H124L123 8H126V10L124 9L123 10V8L122 9H120L119 7H118ZM152 5H154L155 6V3L154 4H152ZM47 6V7H46ZM54 6V7H55ZM75 6V7H74ZM114 7L115 8V6H117V8H116V11H115V9L113 8V10L111 11V9L112 8H110V11L109 12H111V13H107L108 15H110L109 17L106 15V17H105V14H106V11L107 10H109V8L108 9H103V10H101L102 9V7H105V8H107V7ZM133 6V7H134ZM71 7V8H70ZM77 7V8H76ZM79 7V8H78ZM82 7V8H81ZM168 7H170L171 9H173V11L172 10H170V16L168 15L169 14V12H167L166 11V9H168ZM53 8V9H52ZM68 8H69V10H68ZM74 8V9H73ZM76 8V9H75ZM81 8V9H80ZM169 8V9H170ZM176 8V9H177ZM181 8H183V9H181ZM56 9V10H55ZM85 9V10H84ZM119 11H118V10ZM133 9V8H132ZM169 9H168V11H169ZM106 10V11H105ZM178 10V9H177ZM188 10V9H187ZM199 10V11H198ZM245 10V11H244ZM45 11H46V13H45ZM72 13H71V12ZM89 11V12H88ZM99 11H100V13H99ZM113 11H115L116 13L117 12H120V11H122V13L120 12V13H117V14H113V15H111L112 14V12ZM126 12V13H123V12ZM163 11H164V13H163ZM197 11H198V13H197ZM225 11V12H226ZM238 11V12H237ZM262 11V12H261ZM105 12V13H104ZM246 12V14H242V13H245ZM74 13V14H73ZM81 13H82V16H81ZM238 13H240V15L238 16ZM262 13V14H261ZM90 14H92L91 16H89ZM94 14H96V15H94ZM102 14V15H101ZM159 14H160V12H159ZM176 14H178L177 16H179V18H178V20H177V17H176ZM187 14V15H186ZM198 14H200V15H198ZM79 15V16H78ZM124 15H127V16H124ZM196 15H198V16H196ZM219 15V17L221 16V18L222 19H225V21L227 22V20H228V23H226V22H224V20H223V23H222V19H221V21L219 20L218 21V19H219V17H217ZM227 15L228 16H230V17H228L227 18ZM260 15H262V16H260ZM75 16V17H74ZM86 16V17H85ZM116 16V17H115ZM122 16H124L123 18H122ZM161 16V15H160ZM165 16V15H164ZM223 16V17H222ZM83 17H85V18H87V17H89V18H87V19H84ZM97 17V18H96ZM114 17V18H113ZM162 17V16H161ZM188 17V16H187ZM193 17V18H192ZM195 17V18H194ZM251 17V18H250ZM259 17H261V18H259ZM149 18V17H148ZM196 18H198V19H196ZM230 18V19H229ZM233 18V19H232ZM70 19V20H69ZM80 19H81V21H80ZM102 19H109L110 21H109V23H107V24H105V23H101V22H105V21H107V20H105V21H102ZM115 19H117V20H115ZM126 19V20H125ZM129 19V20H128ZM132 19H133V21H132ZM135 19V20H134ZM139 19L140 20H143V21H139ZM144 19H145V21H144ZM196 19V23H195V20ZM213 19V18H212ZM252 19H254V20H252ZM72 20V21H71ZM87 20V21H86ZM113 20V21H112ZM115 20V21H114ZM198 20V21H197ZM238 20H240L239 22H238ZM256 20V21H255ZM76 21H78V22H76ZM88 21H90V22H88ZM91 21H93V22H91ZM94 21H96V23L94 22ZM100 21V22H99ZM125 21V22H124ZM160 21V20H159ZM191 21V22H190ZM203 21V22H202ZM214 21H215V23H217V25L215 26L214 24ZM218 21V22H217ZM236 21V22H235ZM115 22V24H117V25H114L113 23ZM144 22V23H143ZM153 22V21H152ZM192 22H193V24H195V26H196V24H197V22H198V24L199 25H197V27L198 28H200V29H197V27L196 28H194V25H192ZM247 22V23H246ZM250 22H251V26L249 25L250 24ZM260 24L259 26H257V24L258 23ZM72 23H73V25H72ZM96 25H95V24ZM100 24V26H99V24ZM118 23H119V25H118ZM151 23V22H150ZM164 23V22H163ZM161 24V25H159V27L161 26L162 27V25L164 26L165 25V23L164 24ZM189 23H191V25L193 26V28H192V26L189 24ZM202 23V24H201ZM218 23H222V24H224V25H220V24H218ZM230 23H232V24H230ZM240 23V24H239ZM244 23H245V27H244V29L243 28H241V27H243V25H244ZM249 23V24H248ZM74 24L75 25H79V28H78V26L76 27V26H74ZM102 24V25H101ZM120 24H122V25H120ZM147 24V25H146ZM151 24H153V23H151ZM203 26L204 25V27H202L203 29H206L205 27H208L207 28V30H209V28H211L212 27V29L214 30V31H211L212 29H210V31L212 32V33H209V31H207L206 32V30H204V31H202V28H201V25ZM207 24L209 25V26H207ZM237 24H239V25H237ZM106 26V27H104V26ZM109 25V26H108ZM111 25V26H110ZM112 25H114V26H112ZM148 25H149V27H148ZM189 25H190V27L192 28V30H191V28L189 27ZM221 26V28L223 27V26H225V29L226 28H229L230 26L232 27V26H234V28H232L233 29V31L232 32H230V34L228 35L227 34V29L226 30H218V26ZM230 25V26H229ZM249 25V26H248ZM70 26V27H69ZM82 26V27H81ZM95 26H97V27H95ZM229 26V27H228ZM237 26V27H236ZM250 27L249 28V31L248 30H245L246 28H248V27ZM253 26V27H252ZM256 26V27H255ZM72 27H74L73 28V30H72ZM76 27V28H75ZM102 27V28H101ZM108 27H109V30H108ZM160 27V28H161ZM186 27H187V25H186ZM231 27L229 28L230 29V31H231ZM235 27H236V29H235ZM261 27H262V31L260 30V32H259V29H261ZM80 28H84V30H86V31H88V32H86L87 34H85V33H83L82 34V32L80 31ZM87 28V29H86ZM93 28V29H92ZM112 28V29H111ZM157 28V29H156ZM217 28V29H216ZM239 28H241V29H239ZM91 30V31H89V30ZM97 29V30H96ZM149 29V30H148ZM151 29H152V31H151ZM222 29H224V27L222 28ZM234 29H235V31H234ZM154 30V31H155ZM196 30V31H195ZM218 30V31H217ZM250 30H253V31H251L250 32ZM257 30V31H256ZM222 31V33L225 31V35H228L229 37L227 38L225 35H224V37H223V35H221V32ZM229 31V30H228ZM239 31L241 32V33H239ZM245 31H246V33H245ZM89 32H90V34H89ZM91 32H93L92 34H91ZM95 32V33H94ZM149 32H151V33H149ZM158 32V33H157ZM214 32V33H213ZM220 33V35H219V33ZM233 32H234V34L236 33V34H240L239 36L238 35H236V36H238V39H236V37L234 36V34H233ZM249 32V33H248ZM258 32V33H257ZM22 33V34H21ZM68 33H70V34H68ZM153 33V34H152ZM179 33V35L177 36V34ZM182 33V34H181ZM188 33H190V35H188ZM231 33L233 34V36L231 35ZM57 34V35H56ZM95 34H97V35H95ZM141 34V35H140ZM159 34H161V35H159ZM212 34H215V36L213 35V37H211L212 36ZM242 34V35H241ZM244 34V35H243ZM246 34V35H245ZM249 34V35H248ZM151 35V37H150V39H149V37H147L148 39H146V42L145 41H142L141 43L142 44H140V42H138V44H133V45H131V43L133 42V41H135L137 38H138V36H150ZM165 35V37H163ZM170 35V36H171ZM188 35V37H186ZM231 35V36H230ZM256 35V36H255ZM262 37V38H260V36ZM17 36V37H16ZM54 36V37H53ZM58 37V39L59 38H63L62 40H61V42L63 43V40L65 39V41H64V43L63 44H61V42H59V40H57L60 44H58V42H56L55 40V37ZM73 38H72V37ZM154 36V37H153ZM194 36V34L192 35V37ZM217 36V37H218ZM243 36V38H241V37ZM158 37V38H157ZM177 37H178V39H177ZM207 37V38H206ZM216 38V39H218V43L217 44H219L220 43V40L222 39H220V38ZM230 37H233L234 39H232V38H230ZM252 38V39H251ZM15 39H17V40H15ZM20 39H21V41H20ZM27 39V40H26ZM50 39V40H49ZM52 39V40H51ZM68 39V40H67ZM72 39V40H71ZM163 39H164V41H165V39H166V42H164L163 41ZM169 39V40H168ZM213 39V40H214ZM216 39L214 40V42L216 41ZM220 39V40H219ZM228 39H232L233 41H231V42H234V40L236 39V41H238L237 42V44H235L236 43V41L234 42V43H231L230 44V40H228ZM19 40V41H18ZM41 40V41H40ZM73 40H76V41H74V43H73ZM223 40H221V42L223 41ZM252 40V41H251ZM253 40H255V42L253 41ZM40 41V42H39ZM45 42V43H43L44 44V46H45V48L46 47H48L49 49H50V47H49V45H52L51 46V51L52 50H57V51H55V52H53V53H51V55L49 54L48 55V57L50 56H53V57H51L52 58V62H53V60H54V63H39L40 61H39V54H40V52H42V51H45V48H44V46H42L43 44L41 43V42ZM51 41H53V42H55L56 44H54L53 42L52 43H50ZM69 41V42H68ZM70 41H71V43H70ZM77 41H79V42H77ZM154 41V42H153ZM170 41V42H169ZM182 41V42H181ZM200 41V42H201ZM242 41V42H241ZM246 41V42H245ZM260 41H258V42H260ZM262 41L260 42L261 44H263L262 43ZM8 42L11 44V42H12V44L14 43V42H20V44H22V45H20V48H18L16 51H13V50H11V49H9L8 47L10 46V44H8ZM65 42H66V44H65ZM168 42V43H167ZM172 42V43H171ZM217 42V41H216ZM247 42H251L250 43V45H249V43H247ZM6 43H7V45H6ZM28 43V44H27ZM48 43V44H47ZM112 43V44H111ZM169 43H171V44H169ZM223 43V42H222ZM245 45H244V44ZM252 43H255V44H252ZM257 44V46L258 47H260V45L261 44ZM45 44H47V45H45ZM68 44H69V46H68ZM75 44V45H74ZM109 44V45H108ZM146 44V45H145ZM216 44V43H215ZM225 44H228L227 42H225ZM242 44V45H241ZM248 44V45H247ZM151 45V46H150ZM152 45H155V46H152ZM171 45V46H170ZM234 45H237V46H234ZM243 45L245 46V47H243ZM61 46V47H60ZM108 46H117V47H119L120 49H123V50H129V51H131L132 53H135V54H137L139 57H142V58H144V59H147L146 60V63H143L142 64V59L141 58H133L132 60H129V59H126V60H124V62H125V64L124 63H118V66H117V63L115 64V63H108V64H103L102 62H100V64L98 63H91V65L93 64L94 66V68H91L92 70H90V69H88L89 71H79L78 72V69H76L75 67H72V66H68V65H70V63L69 64H67L66 65V63H62V59H61V57L62 58H64V57H69V56H71V54H72V56H74V54L75 53H83V54H90V52H91V54H94V53H96V52H100V51H102L101 49H104V48H106V47H108ZM140 46H141V48H140ZM163 46V47H162ZM174 46V47H173ZM195 46H197L196 48H195ZM238 46V47H239ZM247 46V47H246ZM263 47L262 48H264V44L262 45ZM54 47L56 48V49H54ZM143 47V48H142ZM146 47V48H145ZM176 47V48H175ZM200 47H201V45H200ZM136 48V49H135ZM152 50H151V49ZM162 48V49H161ZM194 48V49H193ZM199 48V49H198ZM261 48V47H260ZM261 48V49H262ZM184 49V50H183ZM197 49V50H196ZM209 49V48H208ZM207 49V50H208ZM241 49V48H240ZM260 49V50H261ZM10 50V51H9ZM48 50V49H47ZM95 50H100V51H96L95 52ZM136 50V51H135ZM145 50V51H144ZM151 50V51H150ZM206 50V53L208 52V54L210 53V49L207 51ZM259 50V49H258ZM257 50V51H258ZM137 51H138V53L139 54H141V55H139L138 53H137ZM247 51V50H246ZM17 52H19V53H17ZM46 52V51H45ZM44 52V53H45ZM57 52V53H56ZM61 52V53H60ZM200 52V51H199ZM259 53H261V52H263L264 53V49H263V51H258ZM12 53V54H11ZM13 53H15V56H14V54ZM43 53V52H42ZM55 53V54H54ZM192 53V54H193ZM70 54V55H69ZM249 54H251V53H249ZM155 55V56H154ZM212 55V54H211ZM12 58H11V57ZM37 56V57H36ZM71 56V57H72ZM264 56V55H263ZM39 57V58H38ZM58 58V59H55V58ZM10 59V60H9ZM61 59V60H60ZM154 59V58H153ZM6 60V61H5ZM17 60V61H16ZM29 60V61H28ZM33 61V60H37V61H35V62H38V63H28V62H31V61ZM8 61V62H7ZM19 61V62H18ZM21 61V62H20ZM56 61V62H55ZM61 61V62H60ZM264 61V60H263ZM34 62V61H33ZM63 62H64V60H63ZM128 62V63H127ZM130 62V63H129ZM136 62V63H135ZM11 63V64H10ZM151 63V62H150ZM264 63V62H263ZM263 63H260L261 64V66L262 67H264V64ZM23 64H25V66H26V64H27V66H28V68H26V67H24V65ZM30 64L31 65H33V67L35 66V67H37V68H39V69H37V68H35L34 67V69L32 68V66L30 67ZM102 64V65H101ZM110 64H112L111 66H110ZM121 64V65H120ZM152 64V63H151ZM19 65V66H18ZM21 65H23V67L21 66ZM41 65V66H40ZM103 65H105V66H103ZM116 65V66H115ZM119 65L121 66L120 68H119ZM124 65V66H123ZM128 65V66H127ZM132 65V66H131ZM146 65V66H145ZM150 65V66H149ZM64 66V67H63ZM65 66H68V67H66V69H65ZM98 66V67H97ZM114 66V68H116V69H113L112 67ZM149 66V67H148ZM151 66H153V68L151 67ZM154 66H156V68L154 67ZM158 66V67H157ZM260 66V67H261ZM17 67H18V69H17ZM30 67V68H29ZM92 67V66H91ZM118 67V68H117ZM123 67H125V68H123ZM126 67L131 71L130 73H129V71L126 73V75H127V77H125V74L120 78V77H118V78H120L119 80H120V82H119V80H118V78L117 79H115L116 77L114 76V74H115V72L113 71V72H111L112 70H117V72L118 71H120V70H123V69H126ZM148 67V68H147ZM163 69H164V71L166 72V70H167V72L170 70V72L172 73V69H170V68H166L165 69V67L164 66H161ZM43 69V70H46V72L44 71V73L42 72V71H40L41 69ZM68 68V69H67ZM76 69V71H75V69ZM104 68V69H103ZM107 68H112L111 70H109L110 71V73L108 72V70H107ZM123 68V69H122ZM145 68V69H144ZM153 69V71H154V68H155V73H153V71L151 70V69ZM162 68H160V69H162ZM225 68V70H229V72H230V74H232L231 73V69H229V68H227V66L226 67H224ZM227 68V69H226ZM21 69V70H20ZM55 69H56V71H55ZM61 69H63L62 71H61ZM65 69V70H64ZM102 69V70H101ZM120 69V70H119ZM159 71L158 72V74L162 77V79H161V77H159L158 76V74H157V70ZM163 69L161 70V72H163V73H165L164 71H163ZM261 69V68H260ZM263 70H264V68H262ZM262 69H261V71H262ZM24 70V71H23ZM32 70V71H31ZM48 70V71H47ZM54 70V71H53ZM67 70V72H72V74L73 75H71L70 74V76L72 77V79L70 80V81H68L67 79H64L61 75V72L64 74V72ZM69 70H72V71H69ZM80 70V69H79ZM95 70V71H94ZM105 70V73L106 74H104L103 73V71ZM107 70V71H106ZM134 70V71H133ZM146 70H148L149 71V73H146L147 71ZM204 70H206V69H204ZM204 70H202V75L205 77H214V73H212V71H210V73H205V72H207L208 70H206V71H204ZM228 70H227V73H228ZM73 71H75V72H73ZM140 71H142V73L140 72ZM151 71V72H150ZM5 72V71H4ZM24 72H26V73H24ZM28 72V73H27ZM55 72V73H54ZM60 72V74L58 75V73ZM80 72H82L83 73V75L81 76V74H79ZM87 74H86V73ZM116 72V73H117ZM134 72V73H133ZM140 72V73H139ZM144 72V73H143ZM204 72V73H203ZM264 71H262V73H263ZM86 75H88V76H86ZM90 73V74H89ZM136 73H137V75H136ZM139 73V74H138ZM146 73V74H145ZM7 74H9L8 72H7ZM21 74V75H20ZM28 74V75H27ZM79 74V75H78ZM135 74V75H134ZM141 74V75H140ZM145 74V75H144ZM150 74V75H149ZM167 74H169V73H167ZM209 74H211V75H209ZM15 75V76H16ZM26 75V76H25ZM35 75V76H34ZM105 75H106V77H105ZM107 75H111V76H113V77H115V78H113V77H107ZM131 75V76H130ZM165 75V74H164ZM209 75V76H208ZM213 75V76H212ZM233 75V74H232ZM263 75H264V73H263ZM60 76V77H59ZM84 76H85V78H84ZM148 77V79H146L147 77ZM150 76V77H149ZM151 76H155L154 78L152 77L151 78ZM234 76V75H233ZM59 77V78H58ZM125 77V78H124ZM130 77V78H129ZM146 77V78H145ZM156 77H157V79H156ZM209 77V78H210ZM6 78V77H5ZM51 78V79H50ZM56 78V79H55ZM78 78V79H77ZM123 78V79H122ZM151 78V79H150ZM160 78V79H159ZM235 78V77H234ZM249 78V80L251 79L250 78V76L248 77ZM252 80H254L255 78L252 76ZM48 79H50V81L48 80ZM62 79H64V81L62 80ZM79 79H81L80 81H79ZM118 82L117 84H116V81ZM155 79V80H154ZM159 80H161L160 81V83L162 84L163 82V84H164V86H163V84H162V86H161V84H159ZM246 80H248L247 79V77H246ZM62 81V82H61ZM66 81V82H65ZM77 81V82H76ZM122 81V82H121ZM155 81V82H154ZM257 81V82H256ZM61 82V83H60ZM71 82V83H70ZM73 82V83H72ZM112 82H113V84H112ZM254 82V81H253ZM255 82H256V84H258V82H259V84L261 83V81H259L258 79H256L255 80ZM254 82V83H255ZM14 83V84H13ZM44 83V84H43ZM52 85H51V84ZM109 83H110V85H109ZM15 84H17L16 86H15ZM19 84V85H18ZM79 86H78V85ZM96 84V85H95ZM100 86H99V85ZM156 84V85H155ZM166 84V85H165ZM22 85V86H21ZM65 85V86H64ZM68 85H70V86H68ZM105 85V86H104ZM168 85V86H167ZM7 86V87H6ZM29 86V85H28ZM49 88H48V87ZM130 86V87H129ZM145 86V87H144ZM158 86V88H156ZM159 86L160 87H163V89H161V91H160V89H159ZM44 87V88H43ZM59 87H60V89H59ZM62 87V88H61ZM76 87V88H75ZM92 87V88H91ZM101 87V89H99ZM109 87V88H108ZM148 87H150L149 89H148ZM165 87H170V88H168V89H170L171 91L173 90L172 88L174 87V89H176L175 90V92H173V93H171L170 92V90H168L167 88H165ZM172 87V88H171ZM178 87V88H177ZM197 88L195 85H193V87H192V89L193 88ZM20 88V89H19ZM32 88V89H31ZM73 89V91H71L72 89ZM91 88V89H90ZM145 88H146V90H145ZM164 88L166 89V92H167V90H168V95H167V93L165 94V93H163L165 96H163L162 94L159 96V94H157V92L159 91V92H164L163 90H164ZM194 88V90H196V92H197V90L198 89H195ZM43 89H45L44 91H43ZM70 89V90H69ZM105 89V90H104ZM109 89V90H108ZM128 89V90H127ZM159 89V90H158ZM180 89V88H179ZM178 89V90H179ZM182 89V90H183ZM9 90V91H8ZM14 90V91H13ZM16 90V91H15ZM24 90H26V91H24ZM33 90V91H32ZM42 90V91H41ZM74 90H77V91H74ZM89 90V91H88ZM110 90H112V91H110ZM117 90V91H116ZM125 90V91H124ZM151 90V91H150ZM186 90L189 92V93H187L186 92ZM190 90V91H189ZM194 90H193V92H194ZM56 91V92H55ZM79 91V92H78ZM92 91V92H91ZM105 91V93L106 94H108L107 96H105L106 94L104 93L103 94V92ZM107 91V92H106ZM123 91V92H122ZM128 91V92H127ZM157 91V92H156ZM11 92V93H10ZM156 92V93H155ZM158 92V93H159ZM169 92L171 93V95L169 94ZM184 94H183V93ZM4 93V94H3ZM13 93H15V94H13ZM68 93V94H67ZM70 93V94H69ZM98 93H99V95H98ZM101 93V94H100ZM122 93V94H121ZM132 93V94H131ZM134 93V94H133ZM117 94V95H116ZM176 94L177 95H179V96H176ZM183 94V95H182ZM66 95V96H65ZM79 97H77V96ZM81 95V96H80ZM126 95H127V97H126ZM129 95V96H128ZM153 95H158V97H157V99L158 100H156V97L155 96H153ZM166 95H167V97H166ZM185 95V96H186ZM207 95H211L210 96V98L209 97H207ZM64 96V97H63ZM85 96V97H84ZM105 96V97H104ZM112 96V97H111ZM117 96V97H116ZM133 98V100L134 99H138V100H132V98ZM170 97V99H171V103L169 102V97ZM178 97L179 99L182 97L183 99H185V100H183L182 98L180 99V101H179V99H178V101H176V102H174V101H172L173 99H175L176 97ZM181 96V97H180ZM214 96V97H213ZM73 97H76V98H74V99H76V101L75 100H73ZM124 97H126L127 99L128 98H131L130 100L131 101H133V103L136 101L138 104H140V103H144V104H146V105H144V106H147L146 107V109H145V107H144V112H143V107H141L142 108V110H141V112H143V114L145 115H143L142 113H141V116H139L140 115V108H139V110H138V108L137 109H135V111L136 110H138V113H136L133 109L135 108V105H133L132 104V102L130 103V104H132L131 106H130V104H129V102H130V100L128 99V104H126V105H124L123 107H120V108H116V110L117 111H115V108H111V110L109 109V104L110 103H114V101L117 99V101H119L120 99H123V102L125 103L126 101H124ZM167 100V101H165L164 100V98ZM200 97V96H199ZM211 97H213L212 99L214 100V98L216 99V100H214V101H212V99H211ZM9 98V99H8ZM83 98V99H82ZM90 100H89V99ZM115 98V99H114ZM66 99H70V100H72V101H68V102H66L67 100ZM85 99H87V100H89L90 102H89V104H91L92 102L91 101H93V103L94 104H92V106L94 105L96 108H88L87 106H85L84 108H82V107H80V108H76V109H78L77 110V112H76V110H73V104H75L73 101H75V102H77L78 101V103L79 104H81L82 103V100H84L85 101ZM110 99H112V100H114V101H112V100H110ZM169 99V100H168ZM32 100V101H31ZM139 100H141L142 102H140L139 103ZM176 100H177V98H176ZM181 100H183V102L185 103H183ZM63 101H65V102H63ZM84 101H83V103H84ZM109 101H111L110 103H109ZM158 102V101H160V102H158V103H161V104H156V103H153V102ZM161 101H163V102H161ZM3 102V103H2ZM62 102V103H61ZM105 102H107V103H105ZM116 102V101H115ZM122 102V103H123ZM126 102V103H127ZM135 102V103H136ZM146 102V103H145ZM173 102V103H172ZM182 102V103H181ZM216 103V104H214V103ZM7 103V104H6ZM65 103H67L68 105H66V106H64L63 107V105H65ZM71 103V105L69 106V104ZM104 103H105V105H104ZM134 103V104H135ZM136 103V104H137ZM151 103V104H150ZM165 103V104H164ZM194 103V104H193ZM99 104L101 105V106H99ZM179 104H177V105H179ZM5 105V106H4ZM12 105V106H11ZM167 105H166V107H167ZM52 106V107H51ZM59 106V107H58ZM61 106V107H60ZM98 106V107H97ZM103 106H106V109H104L105 107H103ZM202 106H206V107H203V109L201 108ZM39 107L41 108V109H39ZM43 107L45 108V107H47L46 109H44L43 110ZM130 107H131V109H130ZM173 107H176V106H173ZM176 107V108H177ZM186 107H188V108H186ZM14 110H13V109ZM31 108V110L29 111V109ZM57 108V109H56ZM64 110H63V109ZM65 108H67L66 110H65ZM85 108H87V110L85 109ZM101 108V109H100ZM126 108H128V109H126ZM133 108V109H132ZM200 110H199V109ZM206 108V110H204ZM215 108V109H216ZM261 108V107H260ZM20 109V110H19ZM33 109H35V110H33ZM83 109H85V110H83ZM92 109V110H91ZM262 109H264V107L263 108H261L260 110H261V112H263L262 113V115L264 116V111L262 110ZM15 110H17V111H15ZM23 110V111H22ZM45 110H46V113H45ZM62 110V111H61ZM92 112H91V111ZM95 110H97V111H95ZM120 110V111H119ZM199 110V111H198ZM31 112V113H29V112ZM51 111V112H50ZM72 111H73V114H72ZM83 111H87L86 113L85 112H83ZM123 111H127L128 112V114L126 113V112H124L123 113ZM134 111L135 112V114L134 115H137L136 117L138 118V117H140L139 119H140V121H141V119H143L142 121L145 123H148L149 121H151L152 119V121L151 122H153L154 124H152L151 122H149L148 124H146L145 123V125L143 126L142 124H143V122H141L140 124L143 126V127H141L140 126V124H139V120L137 121V119H135L136 117H134L133 115V118H132V116H131V114H129V112L130 113H132V112ZM146 111V112H145ZM149 111V110H148ZM208 112H211V111H209V110H207ZM19 112V113H18ZM22 112V113H21ZM25 112V115H23V113ZM91 112V113H90ZM96 112V113H95ZM102 112V113H101ZM105 112V113H104ZM133 112V113H134ZM195 112V113H196ZM19 114V115H17V114ZM20 113H21V116H20ZM49 113V114H48ZM51 113V114H50ZM53 113V114H52ZM55 113V114H54ZM65 113H66V115H65ZM80 113V114H79ZM88 113H89V115H88ZM117 113V114H116ZM126 114V115H128V117H130L129 118V121L127 120V118L128 117H126V119L125 118H123V114ZM64 114V115H63ZM76 114V115H75ZM102 114V115H101ZM32 115H33V117H32ZM40 115V116H39ZM54 115H55V117H54ZM57 115V116H56ZM62 115V116H61ZM80 115V116H79ZM120 115V116H119ZM144 116V118H143V116ZM19 117V121L16 123V121L18 120V117ZM23 116H24V118H23ZM35 116V117H34ZM38 116V117H37ZM60 116V117H59ZM72 116V117H71ZM148 116H149V118H148ZM1 117V116H0ZM40 117V118H39ZM151 117H152V119H151ZM2 118V117H1ZM10 118H11V120H10ZM30 118V119H29ZM46 120H45V119ZM48 118V119H47ZM103 118V119H102ZM122 118V119H121ZM146 118H148V120L146 119ZM12 119H13V121H12ZM35 121H34V120ZM42 119V120H41ZM49 119H51V120H49ZM108 119V120H107ZM121 119V120H120ZM8 120V121H7ZM20 120H21V122H20ZM22 120H23V122H22ZM27 120H32L31 122H33V123H31L30 121V123H27L28 121ZM46 122H45V121ZM56 120V121H55ZM134 120H136V122L134 121ZM146 120V121H145ZM27 121V122H26ZM67 121H69V122H67ZM121 121V122H120ZM127 121V122H126ZM13 122V123H12ZM99 122V123H98ZM138 122V123H137ZM167 121H166V119H165V123H166ZM10 123V124H9ZM15 123V124H14ZM20 123H23V124H20ZM97 125H96V124ZM111 123V124H110ZM123 123V124H122ZM127 123V124H126ZM130 123V124H129ZM132 123L134 124L135 123V126H133L132 125ZM152 125H151V124ZM155 124H156V126H155ZM158 124L159 125H161V126H158ZM6 125V126H5ZM15 125V126H14ZM27 125V126H26ZM132 125V126H131ZM139 126V127H137V126ZM147 125V126H146ZM157 128V129H155V127ZM18 126V127H17ZM23 126V127H22ZM26 126V127H25ZM164 126V127H163ZM168 126H170V129H168L169 127ZM175 126V127H174ZM5 127V128H4ZM154 127V128H153ZM161 129H160V128ZM165 127H167V128H165ZM4 128V129H3ZM137 128V129H136ZM146 128H148V130H146ZM175 128V129H174ZM183 128H185L186 130H188V132L184 129L183 130ZM157 130V131H155V130ZM172 129V130H171ZM181 129V130H180ZM135 130L136 131H139L140 130V132H135ZM143 130V131H142ZM151 130L149 131V132H151ZM168 130V131H167ZM183 130V131H182ZM192 130V131H191ZM240 130V129H239ZM239 130H237L236 132H238V133H240V131ZM176 131V132H175ZM178 131H180V132H178ZM187 133H186V132ZM189 131H191V134H188L189 133ZM198 131V132H197ZM213 131V132H212ZM4 132V133H3ZM143 132V133H142ZM183 132V133H182ZM197 132V133H196ZM206 132H207V137L208 136H210V139L208 138V141L206 142ZM95 133V136H96V134H97V136L100 134L101 136V139H102V137H104V139H106L107 137L108 138H114V140L113 141H115V139L116 140H118V142L117 143H113L114 145H118L119 143V145L117 146V148L115 149L114 147V149L115 150H110V149H112V147L107 151L106 149H104V148H109L108 146H106L107 144H109V141H108V143H107V141L106 140H104V139H102V141L104 140L107 144H105V142L104 143H102L101 142V140H100V138L98 139L99 141H98V144H96V143H93V142H91V141H93V140H91V139H88L89 137H88V135H93ZM113 133V134H112ZM179 133L182 135V134H184L185 135V138H183V136H178L179 135ZM192 133L195 135V136H192ZM202 133L204 134V136L202 135ZM103 134V135H102ZM109 134V135H108ZM137 134V135H136ZM168 134V135H169ZM173 134H175V137H174V139H173ZM177 134V135H176ZM186 134L188 135V136H186ZM210 134V135H209ZM26 135V136H25ZM104 135H107V136H104ZM18 137V139H17V137ZM21 136H25V137H22L21 138ZM112 136H114V137H112ZM122 136V137H121ZM133 136V137H134ZM170 136V135H169ZM168 136V137H169ZM192 136V137H191ZM201 136V137H200ZM52 137V138H51ZM87 137V138H86ZM188 137H190V138H188ZM229 137V136H228ZM2 138V139H1ZM24 138H26V140L29 142V143H27L26 142V140H24ZM53 138H58L60 141L57 143V146H58V148H57V146L55 145L56 144V142L54 143V142H52L51 143V140L53 139ZM122 138V139H121ZM202 140H201V139ZM203 138H205L206 140L204 141L203 140ZM15 139H17L18 140V142H16V140ZM20 139H22L21 141H20ZM38 139H40V140H38ZM42 139L44 140V141H46L45 142V146L43 145V143L42 142H44V141H42ZM62 139V140H61ZM200 139V140H199ZM36 142H35V141ZM49 142H48V141ZM64 140V141H63ZM214 140V139H213ZM31 141H32V143H31ZM33 141L36 143V144H38V141H40L41 143H42V145H43V147H42V145L41 144H38L37 146L36 145H34L33 144ZM53 141V140H52ZM56 141H58V140H56ZM186 141V140H185ZM198 141H200V143L198 142ZM39 142V143H40ZM66 144H65V143ZM90 142V143H89ZM99 142H101V144L99 143ZM226 142V141H225ZM24 143H26V144H24ZM46 143H47V145H50V144H52L51 146H47L46 145ZM64 143V144H63ZM93 143V144H92ZM110 143H112V140L110 141ZM199 143V144H198ZM228 144V147H227V144ZM226 143H220L219 145L218 144H215V146H214V152L216 151L217 153H220L221 152V154H223L222 152H229V150L231 149V150H234L235 148L233 147V146H230V144L228 143V140H227V142ZM24 144V145H23ZM27 144H29V145H27ZM103 144L105 145L104 146V148L103 147H101V146H103ZM207 144H205V145H207ZM212 144V143H211ZM224 144V145H223ZM39 145H40V147H39ZM121 145H123V144H121ZM213 145H214V143H213ZM223 145V146H222ZM32 146V147H31ZM94 146V147H95ZM218 146H221V147H218ZM38 147V148H37ZM34 148V149H33ZM48 148V149H47ZM98 148V149H97ZM219 148V149H218ZM223 149V150H221V149ZM233 148V149H232ZM32 149V150H31ZM200 149V148H199ZM56 150H57V152H56ZM61 150V151H60ZM117 150V151H116ZM202 150H203V148H202ZM227 150V151H226ZM44 151V152H43ZM115 151V152H114ZM32 153V154H31ZM39 153V154H38ZM84 153V156H82V157H85V152H83ZM206 153H208V152H206ZM36 154V155H35ZM38 154V155H37ZM118 154V153H117ZM116 154V155H117ZM32 155V156H31ZM39 155H40V157H39ZM68 155V156H67ZM209 155V157L208 158H210V155L212 156V153L211 152H209L208 154H207V156ZM35 158V159H38L39 161H43L44 160V162H39L38 160H37V162H34L35 161V159H33V158ZM75 157V156H74ZM78 157V156H77ZM81 156H79L78 158H80ZM81 157V158H82ZM137 157V156H136ZM5 158V159H4ZM31 158V159H30ZM133 158H135V156H133ZM63 159V160H62ZM264 158L263 157H260V158H258V164H256V165H258V166H255V167H253V169L251 170V169H249V168H252V167H249V168H247L246 170H245V172L248 174V175H250V176H254L253 175V172H255V178H257L258 180H260V176H262V178L264 179V167H263V160ZM30 160V161H29ZM34 160V161H33ZM62 160V161H61ZM9 161V162H8ZM27 161V163H24V162H26ZM9 163V165H8V163ZM14 163V164H12V163ZM23 162V163H22ZM61 162V163H60ZM37 163V164H36ZM64 163V162H63ZM45 164H43L44 166H46ZM75 165V163H71V165ZM77 164V163H76ZM5 165V166H4ZM6 165H8L7 166V168H6ZM16 165V166H15ZM21 165H19V166H21ZM73 165V166H74ZM79 165H82V163L81 164H79L78 163V165H77V167H73V166H70V164L69 165H67V168H68V166L71 168V169H66V171L68 172H66L65 170H63L62 172H60V174L59 173H56V175H54L53 174V176L51 175H46V174H49V173H46V174H44V175H46V178L47 177H49L48 179H42V183L39 181V180H36V182L35 181H32V183L30 184V183H27L25 180H21L20 182L23 184V181L25 182L24 184H25V186H23V185H21L20 186V184H15L14 183V185H15V187H17V190L19 191V192H33V190L36 188V189H43V188H50V189H52V190H61V191H64V193H63V195H66L65 197H68V200H70V199H73V197L75 196H73L72 194L74 193V194H76V193H80V192H83V191H85V189L87 190V189H91V187L93 188H95V190H98V192H100L101 193V191H102V193H103V191H106V190H108L107 192H105V193H107L106 195L107 196H109L111 199H113V200H117V201H121V200H123V202H125V201H127V195H131V194H128L127 192H128V190H126V189H122V188H120L119 187V185H121V181H123V182H129V180H125V179H128V178H126L127 177V173H129L128 171H125V170H119V171H122V174L121 173H119V175L117 176V175H115V177L113 176V174H111L112 176L110 177V179H108L109 181H105L104 182V184H102L103 183V179L105 178V177H109L110 175H106L107 174V172L109 171H107V169H106V171L107 172H96V171H93L92 169L90 170L89 169V167L87 168V167H84L83 165H82V167H79ZM5 167V169H4V167ZM9 166H10V168H9ZM15 166V167H14ZM55 166V167H56ZM3 167V168H2ZM59 167V166H58ZM35 168H37V167H35ZM87 168V169H86ZM8 169V170H7ZM258 169H259V171H258ZM3 170V171H2ZM4 170H6V171H4ZM71 170V171H70ZM252 172H251V171ZM123 171H125L124 173H123ZM248 171V172H247ZM3 172V173H2ZM127 172V173H126ZM67 173V174H66ZM100 173L103 175V176H105V177H103L102 175H100ZM108 173H110V171L108 172ZM126 173V174H125ZM142 173V172H141ZM251 173V174H250ZM62 174V175H61ZM65 174V175H64ZM69 174V175H68ZM99 174V175H98ZM121 174V175H120ZM124 174V175H123ZM148 174H151V173H148ZM144 175V174H143ZM146 176H147V174H145ZM144 175V176H145ZM152 176H147V177H145V178H151L152 179V177L153 178H155L154 177V175L153 174H151ZM55 176V177H54ZM62 176V177H61ZM69 176V177H68ZM102 176V177H101ZM117 176V177H116ZM120 176V178H118ZM122 176V177H121ZM50 177H51V179H50ZM64 177H66L65 179H64ZM92 177V178H91ZM123 177H125L124 179H123ZM60 178V179H59ZM101 178V180H99ZM114 178V179H113ZM117 178H118V180H117ZM52 180V181H54V182H51V181H48V180ZM63 179V180H62ZM92 179V180H91ZM123 179V180H122ZM142 179V178H141ZM140 179V180H141ZM58 180H60L59 182H58ZM98 180H99V182H98ZM116 180V181H115ZM28 181V180H27ZM48 181V182H47ZM93 181V182H92ZM110 181H111V184H109L110 183ZM120 181V182H119ZM246 181H247V183H249L250 181H248V180H245L242 184H243V187H245L244 189H247L246 191H245V193L247 194H249L250 196H252V197H254V198H257V197H259V195L258 194H260V193H262V191H263V193H264V181H262L261 183H262V185L263 186H261V185H257L258 186V189L256 188V187H254L252 184H251V186L249 185V184H247L246 183ZM31 182V181H30ZM38 182V183H37ZM109 182V183H108ZM115 182V183H114ZM257 182V181H256ZM28 185H27V184ZM35 183V184H34ZM39 183H41V184H39ZM105 183H106V186L108 187V189L106 188V186H105ZM102 184V185H101ZM108 184H109V186H108ZM119 184V185H118ZM242 184H241V186H242ZM254 184V183H253ZM46 185V186H45ZM244 185H246V186H244ZM247 185H249V187L247 186ZM255 185V184H254ZM35 186V187H34ZM38 186V187H37ZM45 186V187H44ZM119 188H118V187ZM20 187V188H19ZM103 187H105L106 188V190H105V188H104V190H103ZM22 188V189H21ZM55 188V189H54ZM60 188H62V189H60ZM65 188V189H64ZM254 188H256L259 192H257L256 191V189H254ZM21 189V190H20ZM248 189H249V191H248ZM251 189H253V191H254V193H255V191H256V194H253V193H251V192H253ZM262 189V190H261ZM69 190V191H68ZM73 190H76V191H73ZM34 191H36V190H34ZM65 191L67 192H69L68 193V195L65 193ZM130 191V190H129ZM7 192H4L3 194L5 195ZM101 193V194H102ZM105 193H103V194H105ZM258 193V194H257ZM125 194H127V195H125ZM252 194V195H251ZM6 195H8V194H6ZM42 197H41V196ZM40 195H37L36 197L38 198H36L35 200L36 201H41L44 205L46 204L47 205V203L49 204L50 203V201H49V197L48 196H45L44 197V194L42 195V194H40ZM125 195V196H124ZM255 195H257V197H255ZM70 196V197H69ZM77 196V195H76ZM75 196V197H76ZM133 196V195H132ZM261 196H264V195H261ZM41 197V199L39 200V198ZM122 197V198H121ZM123 197H125L126 198V200L123 198ZM44 198V199H43ZM70 198V199H69ZM115 198H117V199H115ZM119 198H121V199H119ZM253 198V199H254ZM48 201H47V200ZM125 200V201H124ZM41 202H40V204H41ZM46 202V203H45ZM42 206V207H46V206ZM9 215V214H8ZM8 215H6L4 218H6L5 219V221H7L8 219H9V221H14V219H15V221H14V223L15 222H17V223H20L19 224V227H17V229L16 230H18V232L16 231V234L18 235V234H20V237H23L24 236V239L27 241H21V238L19 237V236H15L16 234L14 233H12L11 235H9V234H7V235H9V236H11V237H8L6 234L4 235L3 233H1L0 232V235H2V236H0V240H1V238H2V240H3V243L7 246V247H11V248H14V246H15V248H20L19 246H18V244L20 245V243L21 244H23V242L24 243H26V245H27V251L29 250V249H31V251L32 250H34V249H32V248H35L36 246L34 245V243L37 245V240H39L40 241V236H41V238L42 237H44V239H41L42 241L44 240V241H46L47 240V238H48V240H50V241H53V242H57V240H53V238L52 237H47V236H42L41 234H40V232L38 233L40 236H38V234H36V230H46V228L47 229H49V227L47 226L46 227V224H44V223H42V222H39V223H37V226H38V228H36V230H34L33 228V230H31L30 232H29V230H30V228H28L27 230H25L23 227H24V224L22 225V221L21 222H19V219H18V217L17 216H15V215H12V214H10L11 216H8ZM2 216V215H1ZM13 216V217H12ZM17 218V221H16V218ZM21 217V216H20ZM29 216H23L22 215V218H20L21 220H23V221H25V222H28V218ZM150 217V216H149ZM148 216H147V218H148V220H147V222H146V225H148V226H150V227H154V228H157V227H160V226H162V225H164V223H162L163 221H162V218L160 217V218H158L159 216H156V218L157 219H160V220H158V221H156V218H155V216H153V217H150L149 218ZM24 218H25V220H24ZM146 218V216H145V219H147ZM153 218V219H152ZM155 218V219H154ZM213 218V217H212ZM150 220V221H149ZM153 220H155V221H153ZM216 220L217 219H215V220H213L214 222L212 223V227L210 228V229H204V228H208V227H204L203 228V230H202V228H200L203 232H205V231H207V232H205V233H208V232H211L212 230H215V232H217V229H219L217 226H219V227H224L225 228V224H226V230L223 228V229H221L220 228V230L218 231V232H221V231H229V232H235V230L236 229H234V228H230V226H227L228 225V223H224V222H219V225H218V222H216ZM218 221V220H217ZM216 222V223H215ZM210 223V224H211ZM162 224V225H161ZM222 224H224V225H222ZM230 224V223H229ZM21 225V226H20ZM45 225V226H44ZM23 226V227H22ZM40 226V227H39ZM41 226H43V227H45V229H43V227H41ZM200 226H202V225H200ZM216 226V227H215ZM203 227V226H202ZM227 227H228V229H227ZM23 228V229H22ZM20 230V231H19ZM205 230V231H204ZM23 231V232H22ZM26 231H28V233L26 232ZM32 231H34V232H32ZM44 231H43V233H44ZM21 232V233H20ZM26 233V234H25ZM45 233H46V231H45ZM25 234V235H24ZM33 234V235H32ZM34 234H35V236H34ZM136 234V233H135ZM262 234H263V232H262ZM22 235V236H21ZM4 236V237H3ZM13 236H15L16 237V239H15V237L13 238ZM38 236V237H37ZM50 236V235H49ZM26 237H28V238H26ZM45 237H47L46 239H45ZM14 240H13V239ZM18 238H20V239H18ZM30 238V239H29ZM35 238V240H32V239H34ZM50 238V239H49ZM55 238V237H54ZM1 240V241H2ZM15 240H18V242L17 241H15ZM20 240V241H19ZM9 241L11 242V243H9ZM34 241H36V242H34ZM69 241H71L70 239H69ZM69 241H68V239L67 240H64L63 242L64 243H67V246H69L70 245V243H69ZM73 241H75V240H73ZM82 241V240H81ZM81 241H77L78 243H80ZM49 244H53V242L51 243V242H49V241H47ZM77 242H75L74 243V245H73V243H71V245H70V247L73 245V246H77L78 244H76ZM82 242H84V240L82 241ZM29 245H28V244ZM32 243V244H31ZM10 244V245H9ZM15 244V245H14ZM55 244V243H54ZM82 244H86L85 242L84 243H82ZM25 245V246H26ZM35 246V247H34ZM75 246V247H76ZM81 246V245H80ZM31 247V248H30ZM79 247V246H78ZM29 248V249H28ZM25 249V250H26ZM196 249H198V248H196ZM30 250L28 251V253L29 252H31ZM7 253H9L8 251H6ZM33 253H32V255L34 254L35 255V252L34 251H32ZM3 255L4 256H2V254H1V256L2 257H6V255L3 253ZM8 255V254H7ZM29 255H30V253H29ZM31 255V256H32ZM34 255L32 256V257H34Z\"/></svg>",
  "mask_w": 264,
  "mask_h": 264
}]
</instances>
